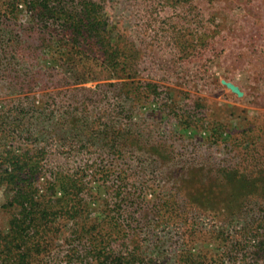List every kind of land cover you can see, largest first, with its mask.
Instances as JSON below:
<instances>
[{"label": "rangeland", "instance_id": "1", "mask_svg": "<svg viewBox=\"0 0 264 264\" xmlns=\"http://www.w3.org/2000/svg\"><path fill=\"white\" fill-rule=\"evenodd\" d=\"M5 1L0 110L34 104L21 142L86 184L80 220H57L59 236L23 264H65L79 249L74 264H107L100 250L136 264H264V0H87L116 70L97 50L26 39L29 15L19 4L3 16ZM12 210L0 186L3 233Z\"/></svg>", "mask_w": 264, "mask_h": 264}, {"label": "trees", "instance_id": "2", "mask_svg": "<svg viewBox=\"0 0 264 264\" xmlns=\"http://www.w3.org/2000/svg\"><path fill=\"white\" fill-rule=\"evenodd\" d=\"M70 1L72 0H7L4 2H7V6L2 15L12 18L11 14L21 4L30 17V22L26 23L28 25L25 24V29L29 31L24 34L26 39L34 37L39 40V44L46 42L47 48L50 42L58 38L59 41L65 40L66 44L72 45L73 48H80L75 51L81 54L97 50L101 53L103 61L116 70L119 65L115 58L118 52L114 43L110 42L108 33L104 32L107 20L98 14L94 3L81 0L73 6ZM41 33L44 36L40 37ZM1 36L0 67L6 47H11L10 38ZM42 38H46V41H42ZM18 102L9 103L10 113L0 110V186L5 189L6 206L13 208L8 230L6 233L0 231V264H23L30 258L31 253L41 252L48 233L51 238L54 235L59 236L56 234L61 231L58 228L60 222L57 220L65 217L67 221H76L81 217L87 203L82 195L86 184L79 175L66 174L51 168L44 157L46 152L43 148L38 149L30 143L21 142L18 127L27 116V113L22 111H35L36 106L31 104L25 107L22 102ZM11 117L14 124L8 126L4 122L10 121ZM30 137L28 135L25 139ZM42 176L43 181L40 180ZM238 181L246 184L240 179ZM40 188L44 193L38 194ZM57 190L61 192L60 197L55 196ZM118 230L114 231L117 232L113 234L114 239H117L120 232ZM77 236L81 242L82 237L71 227L64 234V238L71 240L77 239ZM261 247H257V254ZM96 249L97 245L93 251L99 254ZM79 250L69 254L65 264H74L70 259L77 257ZM79 252L81 255V251ZM100 253L106 256L104 258L107 264H136V258L128 252H123L120 256H107L103 250H100ZM92 260L95 261V258ZM79 261L84 264L83 260ZM214 263L210 260L205 264ZM153 264L158 263L155 261Z\"/></svg>", "mask_w": 264, "mask_h": 264}]
</instances>
